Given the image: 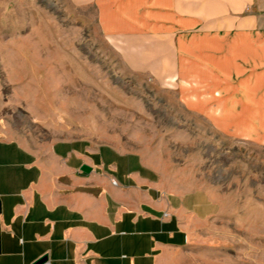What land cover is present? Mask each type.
<instances>
[{
  "label": "crops",
  "instance_id": "crops-1",
  "mask_svg": "<svg viewBox=\"0 0 264 264\" xmlns=\"http://www.w3.org/2000/svg\"><path fill=\"white\" fill-rule=\"evenodd\" d=\"M82 3L125 69L174 93L214 131L264 145V0ZM219 212L207 193L171 187L136 152L0 138V264L43 254L46 264H160Z\"/></svg>",
  "mask_w": 264,
  "mask_h": 264
},
{
  "label": "rangeland",
  "instance_id": "rangeland-1",
  "mask_svg": "<svg viewBox=\"0 0 264 264\" xmlns=\"http://www.w3.org/2000/svg\"><path fill=\"white\" fill-rule=\"evenodd\" d=\"M0 138L136 152L171 187L219 204L160 264H264V145L214 131L125 69L82 0H0Z\"/></svg>",
  "mask_w": 264,
  "mask_h": 264
},
{
  "label": "water",
  "instance_id": "water-1",
  "mask_svg": "<svg viewBox=\"0 0 264 264\" xmlns=\"http://www.w3.org/2000/svg\"><path fill=\"white\" fill-rule=\"evenodd\" d=\"M79 169L85 173L90 171V167L85 165V164H81ZM46 260V255H41L40 257H38L37 259H35L34 261H32L31 264H43Z\"/></svg>",
  "mask_w": 264,
  "mask_h": 264
},
{
  "label": "built area",
  "instance_id": "built-area-1",
  "mask_svg": "<svg viewBox=\"0 0 264 264\" xmlns=\"http://www.w3.org/2000/svg\"><path fill=\"white\" fill-rule=\"evenodd\" d=\"M112 184H115V181L114 180H111L110 181ZM43 264H46V262H44Z\"/></svg>",
  "mask_w": 264,
  "mask_h": 264
}]
</instances>
